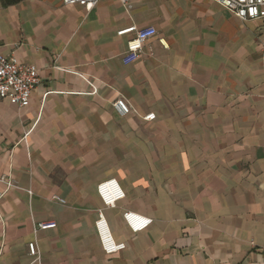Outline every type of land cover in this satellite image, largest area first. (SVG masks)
Segmentation results:
<instances>
[{
  "label": "crops",
  "instance_id": "obj_1",
  "mask_svg": "<svg viewBox=\"0 0 264 264\" xmlns=\"http://www.w3.org/2000/svg\"><path fill=\"white\" fill-rule=\"evenodd\" d=\"M130 1L0 4V51L40 74L29 106L0 98V177L17 185L0 182V264H32L35 239L41 264H264V18ZM133 25L157 34L125 64ZM109 179L125 191L112 207ZM100 211L125 249L103 250ZM126 211L152 221L134 232Z\"/></svg>",
  "mask_w": 264,
  "mask_h": 264
},
{
  "label": "built area",
  "instance_id": "obj_2",
  "mask_svg": "<svg viewBox=\"0 0 264 264\" xmlns=\"http://www.w3.org/2000/svg\"><path fill=\"white\" fill-rule=\"evenodd\" d=\"M64 5H82L87 11L94 9L101 0H61ZM224 9L229 11L235 17L241 20H257L264 18V0H213ZM120 2L127 8L132 7L130 0H120ZM2 0H0V4ZM133 33L134 37L127 42V51L123 57L125 64L134 62L138 57L145 43L157 34V29L154 26L137 27L135 25L121 29L117 32L118 35H125ZM162 45L167 47L164 40H161ZM264 51V45H263ZM40 83L39 69L32 64L21 63L13 55H4L0 51V98L6 99L10 103L19 107H27L30 105L33 91ZM95 92V89L93 90ZM114 107L125 116L130 114L133 109L124 98H118L114 102ZM155 113H150L143 118L145 120H154ZM0 182L6 185L7 189L17 187L15 181L6 176L0 177ZM98 194L101 197L105 206H115L116 203L125 197V191L120 186L116 179H109L99 183ZM4 193H0V219H2L1 200ZM54 201L62 204L65 201L53 195ZM124 219L134 232H138L147 228L152 219L146 218L140 214L126 211L123 214ZM56 227V222L37 223L35 225V232L40 229H48ZM96 228L100 238L103 250L106 254H113L126 248L125 242L115 241L103 211H100L99 217L96 221ZM264 251V246L261 247ZM30 256L34 257L32 264H41L40 249L37 239L28 244Z\"/></svg>",
  "mask_w": 264,
  "mask_h": 264
},
{
  "label": "trees",
  "instance_id": "obj_3",
  "mask_svg": "<svg viewBox=\"0 0 264 264\" xmlns=\"http://www.w3.org/2000/svg\"><path fill=\"white\" fill-rule=\"evenodd\" d=\"M9 2H17V1H19V0H8Z\"/></svg>",
  "mask_w": 264,
  "mask_h": 264
}]
</instances>
